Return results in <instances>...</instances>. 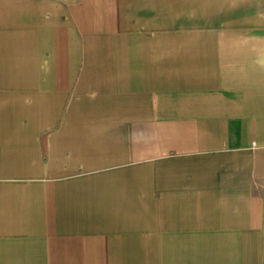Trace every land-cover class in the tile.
Listing matches in <instances>:
<instances>
[{
  "label": "crops",
  "instance_id": "crops-1",
  "mask_svg": "<svg viewBox=\"0 0 264 264\" xmlns=\"http://www.w3.org/2000/svg\"><path fill=\"white\" fill-rule=\"evenodd\" d=\"M0 264H264V0H0Z\"/></svg>",
  "mask_w": 264,
  "mask_h": 264
}]
</instances>
